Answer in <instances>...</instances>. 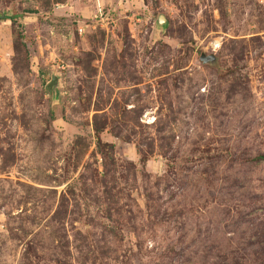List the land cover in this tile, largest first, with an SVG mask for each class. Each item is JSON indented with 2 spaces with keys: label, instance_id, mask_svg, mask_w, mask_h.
<instances>
[{
  "label": "rangeland",
  "instance_id": "obj_1",
  "mask_svg": "<svg viewBox=\"0 0 264 264\" xmlns=\"http://www.w3.org/2000/svg\"><path fill=\"white\" fill-rule=\"evenodd\" d=\"M98 3L0 0V264H264V0Z\"/></svg>",
  "mask_w": 264,
  "mask_h": 264
},
{
  "label": "water",
  "instance_id": "obj_2",
  "mask_svg": "<svg viewBox=\"0 0 264 264\" xmlns=\"http://www.w3.org/2000/svg\"><path fill=\"white\" fill-rule=\"evenodd\" d=\"M164 18L162 15H159L158 16V22L159 21H163ZM199 59L202 60V61H208V60H211L212 57L211 56H207V55H203L202 53L200 54L199 56ZM56 76L52 75L51 78H50V81L46 84V87L50 88L52 85H54L56 83Z\"/></svg>",
  "mask_w": 264,
  "mask_h": 264
},
{
  "label": "built area",
  "instance_id": "obj_3",
  "mask_svg": "<svg viewBox=\"0 0 264 264\" xmlns=\"http://www.w3.org/2000/svg\"><path fill=\"white\" fill-rule=\"evenodd\" d=\"M96 4L99 5L98 0H95Z\"/></svg>",
  "mask_w": 264,
  "mask_h": 264
}]
</instances>
